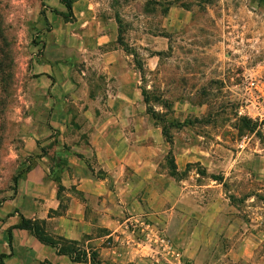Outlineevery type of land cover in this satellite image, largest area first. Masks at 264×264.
Masks as SVG:
<instances>
[{
    "label": "rangeland",
    "instance_id": "374dc122",
    "mask_svg": "<svg viewBox=\"0 0 264 264\" xmlns=\"http://www.w3.org/2000/svg\"><path fill=\"white\" fill-rule=\"evenodd\" d=\"M77 1L66 17L61 0H0V206L15 193V176L37 156L18 151L34 132L54 175L64 163L55 149L59 134L45 136L44 121H29L28 114L44 118L51 110L41 101L55 96V78L32 70L44 50H96V23L77 15ZM91 1L105 18L120 16L122 42L142 64L141 50H162L160 69H144L142 86L151 106L164 112L162 120L148 114L156 127L149 140L161 138L164 126L173 140L163 135L171 145L165 165L194 148L195 161L180 171L169 210L158 205L161 234L176 250L166 263L264 264V95L250 85L251 77L264 80V0ZM75 64L82 74L83 61ZM75 83L66 99L81 96L82 83ZM243 117L257 122L254 131ZM203 159L223 181L209 177Z\"/></svg>",
    "mask_w": 264,
    "mask_h": 264
},
{
    "label": "crops",
    "instance_id": "0c3cea01",
    "mask_svg": "<svg viewBox=\"0 0 264 264\" xmlns=\"http://www.w3.org/2000/svg\"><path fill=\"white\" fill-rule=\"evenodd\" d=\"M75 8L82 19L93 18L86 23H96V50H44L32 70L47 80L55 78V96L41 101L51 110L44 118L28 114L29 121H44L45 136L59 134L61 143L55 149L63 157L58 174L63 188L59 191L50 159L35 156L13 196L0 206V264H91L58 254L27 229L12 228L10 241L8 229L19 222V214L45 220L50 233L78 240L88 251L97 249L103 264H167L174 261V249L159 237L163 229L158 205L173 203L181 181L165 165L171 145L161 129V138L149 140L156 127L142 94L144 73L119 44L117 20L102 16L91 0H79ZM161 51L141 50L143 69L159 70ZM79 60L82 74L75 68ZM75 80L82 83V94L66 99L65 93L77 87ZM68 101L80 110H71ZM34 134L18 151L39 155L40 136ZM193 149L177 153V171L195 161ZM202 161L214 174L217 168ZM143 216L151 219L149 224H134Z\"/></svg>",
    "mask_w": 264,
    "mask_h": 264
},
{
    "label": "trees",
    "instance_id": "16d2710c",
    "mask_svg": "<svg viewBox=\"0 0 264 264\" xmlns=\"http://www.w3.org/2000/svg\"><path fill=\"white\" fill-rule=\"evenodd\" d=\"M61 1L64 3V5L66 6L68 10V14H65V16L67 17L69 14L73 12V0H61ZM116 20L119 23V27H120L118 42L124 47L126 51L130 52L127 46L122 42L123 41V38L121 37L122 19L120 18V16H117ZM131 53L134 55L137 68L143 72L144 70L143 64L141 60L139 59L138 54L133 51ZM141 89H142V94L144 96V100L147 103V113L150 114L155 119L162 120L164 112H159L153 106H151L148 90L143 86L141 87ZM167 106L169 107V109H172L171 104L168 103ZM242 121L244 123L245 128L251 131L255 130L257 126V122H255L254 120L248 117H243ZM162 129H163L162 130L163 135L166 137L167 141L170 143H173L172 137L168 135L167 128L164 126L162 127ZM43 155L44 154H39L37 156H43ZM33 165H34V162L29 161L27 167L19 171V173L14 178L16 186H18L20 179L25 175L26 172H28L33 167ZM170 172L175 177L179 176L180 171H177L176 169L175 160L171 161ZM203 174H207V172L204 171ZM209 177H211L212 179L216 181H223V177L217 174H210ZM54 178L59 183V191L62 190L63 186L60 184L61 183L60 176L55 175ZM16 190L17 189H15V191ZM54 213H57V212H54ZM19 216H20L19 222L11 226L8 229L10 241L12 239V228L27 229V230H30L32 234L43 244H46L48 246L55 248L58 254L69 256L70 259L74 262H90L91 264H103L102 260L99 257V252L97 249L91 248L88 251L87 248L84 246V244H82L78 240H70L65 237L50 233L46 228L45 220L38 219V218H35V219L28 218L24 216L23 214H19Z\"/></svg>",
    "mask_w": 264,
    "mask_h": 264
},
{
    "label": "built area",
    "instance_id": "2783aa9c",
    "mask_svg": "<svg viewBox=\"0 0 264 264\" xmlns=\"http://www.w3.org/2000/svg\"><path fill=\"white\" fill-rule=\"evenodd\" d=\"M254 50H252L253 52ZM251 52V53H252ZM258 52V50H256V53ZM231 54H239L241 56V58H243L244 56L248 57V51L246 50H231ZM250 85L255 89V90H258L259 92L262 93V95H264V80L262 79H259V78H254V77H251L250 78ZM143 218L141 217L140 219H137V220H134V224H143V225H146V224H149V222H146L144 220H142ZM160 239L162 240L163 242V245L165 247H167L168 249L170 250H173L174 249V254L176 253V250L174 248V245L172 244V242L166 238H164L162 236V234H160ZM178 254V253H177Z\"/></svg>",
    "mask_w": 264,
    "mask_h": 264
}]
</instances>
